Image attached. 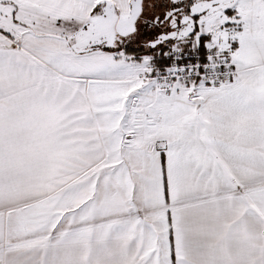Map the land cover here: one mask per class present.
<instances>
[{
  "label": "snow or ice",
  "instance_id": "6c2138e0",
  "mask_svg": "<svg viewBox=\"0 0 264 264\" xmlns=\"http://www.w3.org/2000/svg\"><path fill=\"white\" fill-rule=\"evenodd\" d=\"M0 264H264V0H0Z\"/></svg>",
  "mask_w": 264,
  "mask_h": 264
}]
</instances>
